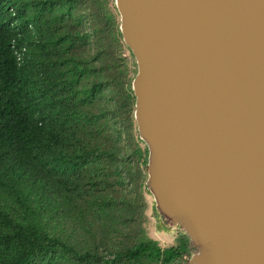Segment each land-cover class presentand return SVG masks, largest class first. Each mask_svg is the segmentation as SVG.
<instances>
[{
    "label": "trees",
    "instance_id": "trees-1",
    "mask_svg": "<svg viewBox=\"0 0 264 264\" xmlns=\"http://www.w3.org/2000/svg\"><path fill=\"white\" fill-rule=\"evenodd\" d=\"M100 1L0 0V264H174L190 247L140 239L128 158L147 148L125 143L144 144L117 51L133 56Z\"/></svg>",
    "mask_w": 264,
    "mask_h": 264
},
{
    "label": "water",
    "instance_id": "water-1",
    "mask_svg": "<svg viewBox=\"0 0 264 264\" xmlns=\"http://www.w3.org/2000/svg\"><path fill=\"white\" fill-rule=\"evenodd\" d=\"M155 208L187 264H264V0H115Z\"/></svg>",
    "mask_w": 264,
    "mask_h": 264
},
{
    "label": "rangeland",
    "instance_id": "rangeland-1",
    "mask_svg": "<svg viewBox=\"0 0 264 264\" xmlns=\"http://www.w3.org/2000/svg\"><path fill=\"white\" fill-rule=\"evenodd\" d=\"M100 4H102V17L105 21L108 22L107 29H105L106 37L110 38L109 35L113 34V29L117 25V23H120V16L117 11V8L115 9V0H101ZM31 28V27H30ZM24 51V49H22ZM133 56V55H132ZM117 60L122 62L125 67V84L129 82L130 77L135 76L136 74V63L134 58H131L129 55V52L123 47H120V50L117 51ZM134 64V65H133ZM133 80V79H132ZM135 122V121H134ZM124 135H122V138L124 139ZM134 136V131H133ZM134 141L135 138H133ZM128 144L127 147L131 150H134L137 145L140 149V151L144 150L146 147L144 144L138 142L136 144L133 141L127 140ZM137 142V141H136ZM141 152V153H142ZM148 154V153H147ZM147 157V155H146ZM129 162L131 163L134 170L139 169L141 172V186H140V195L141 198L138 200V207L140 209V220L138 221L137 227L141 230L140 232V239H152L155 240L158 245L161 248H166L169 246H180L181 242H183L185 238V233L182 230V228L178 224H171L168 221H166L158 211H155V203L153 196L149 193H147L144 184L146 185L147 180V162L145 165L140 162L138 163V160L135 156L131 155L130 158H128ZM147 188V186H146ZM148 190V189H147ZM189 239V238H188ZM188 251L182 252V254L179 256V258L176 260L174 264H187L195 252V248L191 244L190 240L188 241Z\"/></svg>",
    "mask_w": 264,
    "mask_h": 264
},
{
    "label": "built area",
    "instance_id": "built-area-1",
    "mask_svg": "<svg viewBox=\"0 0 264 264\" xmlns=\"http://www.w3.org/2000/svg\"><path fill=\"white\" fill-rule=\"evenodd\" d=\"M16 56H17V61H18V63H21V61H22V53H16Z\"/></svg>",
    "mask_w": 264,
    "mask_h": 264
}]
</instances>
